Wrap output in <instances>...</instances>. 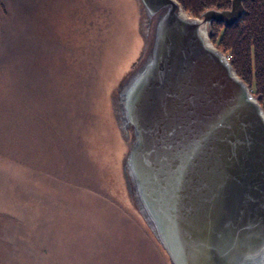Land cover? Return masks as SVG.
I'll return each mask as SVG.
<instances>
[{"label":"rangeland","instance_id":"rangeland-1","mask_svg":"<svg viewBox=\"0 0 264 264\" xmlns=\"http://www.w3.org/2000/svg\"><path fill=\"white\" fill-rule=\"evenodd\" d=\"M141 19L136 0H0V264L30 229L66 264H165L126 192L111 97L146 49Z\"/></svg>","mask_w":264,"mask_h":264},{"label":"water","instance_id":"water-1","mask_svg":"<svg viewBox=\"0 0 264 264\" xmlns=\"http://www.w3.org/2000/svg\"><path fill=\"white\" fill-rule=\"evenodd\" d=\"M244 1L195 18L136 0L147 46L112 106L129 201L169 264H264V112L208 34Z\"/></svg>","mask_w":264,"mask_h":264},{"label":"trees","instance_id":"trees-1","mask_svg":"<svg viewBox=\"0 0 264 264\" xmlns=\"http://www.w3.org/2000/svg\"><path fill=\"white\" fill-rule=\"evenodd\" d=\"M183 10L191 16L201 15L207 9L223 10L230 7L231 0H177ZM244 14L237 24L224 27L222 24H212L209 31V38L215 47L222 50L229 56V62L239 79L244 80L248 85L254 98L259 101L264 112V0H246L244 1ZM47 150L53 146L52 141H47ZM25 159V158H21ZM20 161V160H19ZM11 165L15 169H24L23 164H15L10 161H2V167ZM40 175L49 178L42 169ZM54 176V175H53ZM36 177V176H34ZM38 178V177H37ZM62 183V182H61ZM82 188L81 185H77ZM41 205L45 204V199H40ZM44 208V206L42 205ZM5 213V212H3ZM6 214V213H5ZM2 217V216H1ZM19 224V223H17ZM148 230V228H147ZM24 230L26 235L19 236L17 245L11 242V248L14 250L16 259L11 263L25 261L24 264H66L57 251L54 243H50L45 235H39L32 240L33 235ZM149 231V230H148ZM150 233V232H149ZM151 235V234H150ZM5 244V243H4ZM154 247L160 249L155 243ZM10 248V245H9ZM21 258L17 260L18 249H20ZM23 251V252H22ZM164 257V253L162 254ZM167 264L168 259L165 258ZM166 262H164L166 264Z\"/></svg>","mask_w":264,"mask_h":264}]
</instances>
